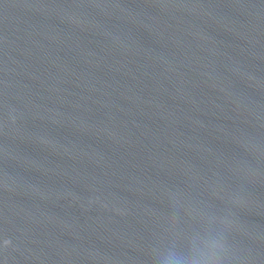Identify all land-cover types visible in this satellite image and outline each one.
<instances>
[{
    "label": "water",
    "instance_id": "water-1",
    "mask_svg": "<svg viewBox=\"0 0 264 264\" xmlns=\"http://www.w3.org/2000/svg\"><path fill=\"white\" fill-rule=\"evenodd\" d=\"M208 213L264 264V0H0V264H153Z\"/></svg>",
    "mask_w": 264,
    "mask_h": 264
},
{
    "label": "clouds",
    "instance_id": "clouds-1",
    "mask_svg": "<svg viewBox=\"0 0 264 264\" xmlns=\"http://www.w3.org/2000/svg\"><path fill=\"white\" fill-rule=\"evenodd\" d=\"M230 221L204 214L186 231L151 250L153 264H233L237 248L230 239Z\"/></svg>",
    "mask_w": 264,
    "mask_h": 264
}]
</instances>
